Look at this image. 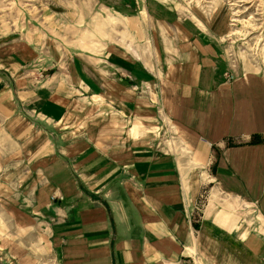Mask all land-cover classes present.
<instances>
[{"label": "crops", "instance_id": "crops-1", "mask_svg": "<svg viewBox=\"0 0 264 264\" xmlns=\"http://www.w3.org/2000/svg\"><path fill=\"white\" fill-rule=\"evenodd\" d=\"M133 2L0 24V264H264V71Z\"/></svg>", "mask_w": 264, "mask_h": 264}, {"label": "rangeland", "instance_id": "rangeland-1", "mask_svg": "<svg viewBox=\"0 0 264 264\" xmlns=\"http://www.w3.org/2000/svg\"><path fill=\"white\" fill-rule=\"evenodd\" d=\"M159 1L175 9L181 18L190 19L206 39L216 42L219 60L215 66L224 69L225 76L264 71V0ZM134 6L133 0H99L98 4L95 0H0V24L8 30L6 24H11V20L16 23L18 15L34 9L36 20L43 14L48 21L55 18L64 26L74 25L83 14L84 29L90 31L91 17L87 14L94 8L92 13L98 14L100 41H120L123 20L117 14L132 12ZM146 19L144 23H148ZM66 41L69 45L74 37L68 34ZM82 47L86 48L85 44Z\"/></svg>", "mask_w": 264, "mask_h": 264}, {"label": "trees", "instance_id": "trees-1", "mask_svg": "<svg viewBox=\"0 0 264 264\" xmlns=\"http://www.w3.org/2000/svg\"><path fill=\"white\" fill-rule=\"evenodd\" d=\"M260 141H261L260 137L254 135V136L251 137L249 143L250 144H254V143H257V142H260ZM227 145H231V144L227 143Z\"/></svg>", "mask_w": 264, "mask_h": 264}, {"label": "built area", "instance_id": "built-area-1", "mask_svg": "<svg viewBox=\"0 0 264 264\" xmlns=\"http://www.w3.org/2000/svg\"><path fill=\"white\" fill-rule=\"evenodd\" d=\"M231 76V75H230ZM230 76H225L227 79L231 78Z\"/></svg>", "mask_w": 264, "mask_h": 264}]
</instances>
